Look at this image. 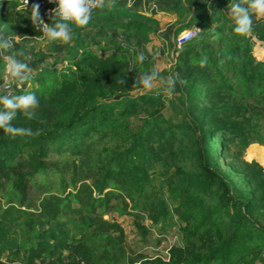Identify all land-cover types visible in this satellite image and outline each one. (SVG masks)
<instances>
[{"label":"trees","instance_id":"16d2710c","mask_svg":"<svg viewBox=\"0 0 264 264\" xmlns=\"http://www.w3.org/2000/svg\"><path fill=\"white\" fill-rule=\"evenodd\" d=\"M177 2L168 104L139 83L154 71L150 57L138 62L119 42L82 38L96 29L136 40L155 32L145 14L126 19L114 7L121 3L107 0L86 26L71 25L68 66L58 74L57 58L28 78L30 90L14 93H35L39 103L31 117L17 110L11 121L32 135L0 128V264H264V167L244 156L251 144L264 147V61L253 54V39L264 43V15L251 13V30L240 35L229 14L237 0ZM192 26L201 33L178 48L176 37ZM158 164L178 201L172 216L183 245L146 257L127 250L123 233L90 232L95 221L108 226L102 215L112 211L143 209L154 224L169 216L150 178Z\"/></svg>","mask_w":264,"mask_h":264},{"label":"rangeland","instance_id":"374dc122","mask_svg":"<svg viewBox=\"0 0 264 264\" xmlns=\"http://www.w3.org/2000/svg\"><path fill=\"white\" fill-rule=\"evenodd\" d=\"M166 2L169 1L164 0L163 4ZM16 5L22 10V12H30L29 10L22 9L18 1ZM114 7L123 11L125 13L126 19L129 17H136V15H138V13L140 14L141 12L145 14H151L152 12H155L153 8V0H128V2L125 1L120 5L117 4ZM99 10H96L95 12L93 11L91 19L99 14L101 11ZM146 18L148 17L146 16ZM29 28V32L21 30L22 34H19L20 29L18 30L17 26L13 24H11V27L8 29L9 34L7 36L11 37V41L14 44L13 48L15 50H20L23 48L26 49V54L19 53L13 54V56L27 63L28 72H22V75H27V78L24 81L19 82L18 86L16 79L5 72V57L11 56L9 54L7 55V50L9 48H0V80L4 79V83L0 84V95H8L9 93L14 94L18 90H30L33 82L30 80L28 81L29 77L34 78L39 71H43L45 68L51 67L57 58H64L63 61H60L57 64L58 74H60V72L64 70L73 59H69V55L65 52L68 48L75 44L74 35H72V39L68 43H63L61 41H49L45 34L36 31L33 27ZM30 30H32V32ZM95 35L98 36L97 40L100 42V47L114 46L117 42H119L121 47L124 46L131 51L133 50V52L130 51L132 54L139 55L142 53L145 59H147V56L150 57L154 62V71L158 73V76L152 82L153 87L151 89L145 90L148 92H155L157 96L161 97L164 102H167L168 104V100L171 96V90L167 92L165 91V82L168 80L166 71L170 70L169 67L174 63L173 57L175 56L174 49L171 48V37L168 33L165 31H159L153 32L147 37L142 35L140 39L143 40L144 37L145 40H148L146 42L144 41V43L140 39L136 40L134 37H129V35L120 28L114 29L113 31L108 30L101 32H98L96 29L91 31L89 34H87L86 31L83 33L82 38L87 44L88 39H92ZM253 40L254 56L257 59L264 61V52H262L264 51V43L255 38ZM91 46L95 50L99 49V47L96 45L91 44ZM260 51L262 53L259 54ZM98 53L100 56L106 57L111 54V51L99 50ZM169 114H171V109L169 106H167L165 115L167 116ZM244 156L246 160H256L264 167L263 146H260L259 144H251L246 150ZM226 169L228 171L230 170L229 168ZM163 170V166L158 164L150 171V178L152 181L153 190L156 192L157 197L162 198L165 202L167 210L170 212L169 216H167L165 219H160L157 224H154L148 213L144 212L143 209L136 210L137 215L120 214L116 211H112L102 215V219L110 223L109 225H112L111 228L108 227L109 225L104 226L103 222L99 220L94 222V226L92 229H90V232H93L95 229H97V227H100L101 230L112 234L116 239H118L123 233V235L126 237L128 246L127 250L129 252L133 251L137 255L146 257L162 256L166 258L169 256V251L172 247L183 245V237L180 227L181 224L176 216H172L174 214L173 210L175 206H177L178 201L168 192L165 176L162 174ZM233 172L235 173V171ZM236 179L237 178H235V180ZM1 203L4 204V201L1 200ZM115 203L116 201L114 200L113 204ZM75 206L78 205L75 203L74 207ZM97 212L99 215L103 213L102 209H98ZM98 219L99 218L96 220Z\"/></svg>","mask_w":264,"mask_h":264},{"label":"clouds","instance_id":"9594fccd","mask_svg":"<svg viewBox=\"0 0 264 264\" xmlns=\"http://www.w3.org/2000/svg\"><path fill=\"white\" fill-rule=\"evenodd\" d=\"M55 8L53 16L57 19L51 26L45 23L38 12L39 5H33L31 8L30 19L32 23L42 26L43 32L49 41H61L68 43L72 39V24L83 27L86 26L93 14L94 9L105 7V0H53ZM108 7H111V0H108ZM264 15V0H247V6H244L237 0L233 3L229 14L231 15L234 26L233 32L240 35H245L251 30L252 15ZM12 45L11 40L5 39L3 32H0V48L8 49ZM145 59L141 53L136 57L138 62ZM5 72L15 78L17 85L24 81L27 75H22V72H28V65L13 56L5 57ZM206 63V60L200 61L201 66ZM158 76L156 71L144 73L141 75L139 83L145 89L153 87V80ZM165 91H170L174 86L172 76H169L165 82ZM38 99L35 93L28 92L22 95H0V128L6 133L15 135H32L33 131L29 127L14 126L11 121L17 115V110H23L24 114L31 117L32 112L29 109L35 108L38 105Z\"/></svg>","mask_w":264,"mask_h":264},{"label":"crops","instance_id":"0c3cea01","mask_svg":"<svg viewBox=\"0 0 264 264\" xmlns=\"http://www.w3.org/2000/svg\"><path fill=\"white\" fill-rule=\"evenodd\" d=\"M163 1L164 0H153V8L155 12H152L151 14H145L143 12L141 13L145 14L148 18L157 23V25L154 26L155 32H174L177 28L175 26L177 15L175 13H172L170 10L172 9V7L176 6L178 2L177 0H165L169 2L163 4ZM15 2L16 0H4L2 3H0V11L9 16V20L7 23L0 22V32H3V35L7 40H11V37L7 36L9 34L8 29L11 27V24L17 26L18 30L20 29L19 34H22L21 30L27 31V26L23 22L25 12H22V10L18 8ZM13 47L14 44L12 42V45L9 49H13L15 51L13 54H26V49L23 48L20 50H15Z\"/></svg>","mask_w":264,"mask_h":264},{"label":"built area","instance_id":"2783aa9c","mask_svg":"<svg viewBox=\"0 0 264 264\" xmlns=\"http://www.w3.org/2000/svg\"><path fill=\"white\" fill-rule=\"evenodd\" d=\"M20 4V7L25 10H29L31 12V8L33 5H39L38 12L41 16V19L47 23L48 26H51L54 21L57 19L55 16H53V9L55 8V3L53 0H17ZM108 1V0H107ZM128 0H111L112 3H123ZM216 0H209V2H214ZM97 9H94L95 11ZM33 27L36 31L44 34L42 26L40 25H34ZM201 33V28L199 26H192L191 28H188L181 33L178 34L176 37L175 43L178 48H181L186 43L192 41L195 39L199 34ZM131 51V50H130ZM133 52V50L131 51ZM176 56L173 57V62L175 63ZM4 83V81H3ZM2 83V84H3ZM9 96H13L14 94H8Z\"/></svg>","mask_w":264,"mask_h":264},{"label":"bare ground","instance_id":"6f19581e","mask_svg":"<svg viewBox=\"0 0 264 264\" xmlns=\"http://www.w3.org/2000/svg\"><path fill=\"white\" fill-rule=\"evenodd\" d=\"M262 52H264V51H262ZM262 52L260 51L259 54L262 53ZM261 56H262V55H261ZM261 56H260V57H261Z\"/></svg>","mask_w":264,"mask_h":264}]
</instances>
